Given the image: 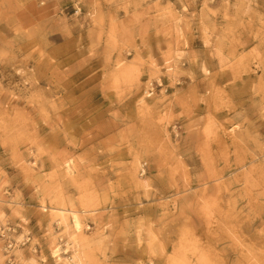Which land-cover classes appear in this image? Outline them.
Here are the masks:
<instances>
[{
    "label": "rangeland",
    "instance_id": "1",
    "mask_svg": "<svg viewBox=\"0 0 264 264\" xmlns=\"http://www.w3.org/2000/svg\"><path fill=\"white\" fill-rule=\"evenodd\" d=\"M79 259L264 264V0H0V264Z\"/></svg>",
    "mask_w": 264,
    "mask_h": 264
},
{
    "label": "bare ground",
    "instance_id": "2",
    "mask_svg": "<svg viewBox=\"0 0 264 264\" xmlns=\"http://www.w3.org/2000/svg\"><path fill=\"white\" fill-rule=\"evenodd\" d=\"M62 212H63V211H62ZM70 213L73 215L72 219H73V223H74V229L76 230L74 233H72V234L70 235V238L75 242V244H78V238H77V236L75 235V233H76L78 230H80V228H81V221H80V218H79V216H78L77 213L72 212V211H71ZM58 252H61V250H60V249L56 250L55 254H58ZM58 256H59V255H58ZM59 260H60V259H59ZM77 264H83L82 261H81V259L78 260V263H77Z\"/></svg>",
    "mask_w": 264,
    "mask_h": 264
},
{
    "label": "built area",
    "instance_id": "3",
    "mask_svg": "<svg viewBox=\"0 0 264 264\" xmlns=\"http://www.w3.org/2000/svg\"><path fill=\"white\" fill-rule=\"evenodd\" d=\"M13 245L11 244L10 247H12Z\"/></svg>",
    "mask_w": 264,
    "mask_h": 264
}]
</instances>
